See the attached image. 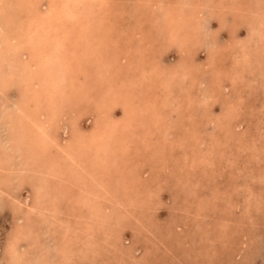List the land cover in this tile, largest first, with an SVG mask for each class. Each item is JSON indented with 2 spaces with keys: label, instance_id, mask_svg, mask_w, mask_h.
Returning <instances> with one entry per match:
<instances>
[{
  "label": "bare ground",
  "instance_id": "6f19581e",
  "mask_svg": "<svg viewBox=\"0 0 264 264\" xmlns=\"http://www.w3.org/2000/svg\"><path fill=\"white\" fill-rule=\"evenodd\" d=\"M111 1L0 0V132H4L0 134V204H9L15 218L20 214L23 217L22 224L11 232L6 246L11 263L27 253L17 249L20 235L33 243L40 236L53 233L58 226L63 230L53 246L60 264H74L71 259L74 251L71 250L75 240L71 242L68 234L86 246L81 247L83 251L86 249L94 255L99 243L94 241L95 235L103 233L104 243L109 240L113 248L119 241L117 228L123 227L128 219L140 231L146 229L147 233H152L141 224L139 216L134 215L139 208L149 210L151 193L156 188L143 184L146 177L142 180V171L147 163L144 161L149 158L138 159L137 149L150 146L148 157L164 156L167 141L173 133L170 115L180 109L183 114L176 123L184 128V133L179 135L180 141H186L188 145L205 141L196 123H186L194 120L198 106L201 109L198 119H207L205 124H213L215 120L209 117V106L218 100L221 85L217 83L206 89L204 81L197 75L205 74L203 69L209 64L215 66L229 45H235L243 59L251 57L254 62L261 63V58L250 50L251 44L247 42L264 37L262 0H228V8L218 5L215 0L211 3L209 0L208 4L204 0H133L134 6L130 7L136 13L135 24L127 30L110 23L109 16L102 11L105 6L122 8L118 0V4ZM212 4L220 10L228 9L227 12L234 16L227 27L230 38L223 44L215 41L216 34L208 33L203 23L207 21L204 13ZM114 8L113 13L121 15L122 9ZM215 16L218 17L217 28L226 27L224 11L218 10ZM244 22L248 29L247 40L235 34ZM262 41L260 47H264V39ZM171 46L177 49V60L165 66L161 56ZM201 46L207 51L206 63L195 58L196 50ZM238 54L232 52V58L236 59ZM223 70L219 64L210 70V76L218 81ZM227 72L232 83L237 78L244 80L237 62ZM12 89L16 90L15 97L9 94ZM237 103L221 105L220 115H216L219 127L227 129L228 121H234L240 110ZM116 110L120 113L116 114ZM83 117L90 120L84 128L81 125ZM179 127L177 131L182 130ZM218 140H209L210 151L214 146H220ZM130 144L134 145L131 147ZM206 151H200V160H206V153H203ZM195 161L197 156L191 159V162ZM27 185L29 201L26 198L20 200L16 190ZM65 201L68 207L62 211L60 206ZM35 219L41 226H34L36 231L33 228ZM68 221L75 222L79 228H73L74 224L68 226ZM111 222L112 228L107 229L106 223ZM113 231L116 232L114 235ZM43 249L38 250L41 252L37 254L38 260L48 264V254H45L49 249ZM83 251L81 254H87Z\"/></svg>",
  "mask_w": 264,
  "mask_h": 264
},
{
  "label": "rangeland",
  "instance_id": "374dc122",
  "mask_svg": "<svg viewBox=\"0 0 264 264\" xmlns=\"http://www.w3.org/2000/svg\"><path fill=\"white\" fill-rule=\"evenodd\" d=\"M116 1L117 0H112L110 3H117ZM118 1V3L122 5V8L120 6L113 5L109 7L105 6L102 11L106 12V16H109V22H114L113 25L117 26V28L124 27L123 30H127L130 28L132 29V25L135 24L134 17L136 15L135 12H132L133 8L130 7L132 5L134 6L133 0ZM216 1L218 2V5H222L224 7L226 6V8H228L226 5L228 4V0H221V2H219L220 0H215L214 2ZM204 2L208 4L209 0H204ZM211 2H213V0L210 1V3ZM251 3L254 4V2ZM114 7H116L117 9H122L121 15L119 13V10L117 11L119 15L113 13V10L115 9ZM214 7L216 6H213L212 4V6L207 7L208 10L204 9L205 11L207 10L206 13H204V20L207 21L203 23L206 26L208 33L214 32L216 34L215 41L217 43L222 42L221 44H223L227 41L228 38H230L227 27H229V21H231V18L234 16H231V14L227 12L228 9L226 8H224V10H220ZM215 9L217 11L216 13H213ZM218 10L221 12L224 11L226 15V27H223V29L221 30L217 28L218 17L215 16V14H218ZM211 12L214 14L213 18V14ZM222 20H224V18H222ZM246 25L247 24H245V22L241 23V26H239L238 29L239 31L237 30V32L235 33L238 38H242L243 40H247L248 37V31H246L248 29ZM263 39L259 37L255 41V39L253 38V41L248 39L250 43L247 42L248 45L251 44L250 50H253L252 52L257 53V55L261 58V63L258 64L254 62L251 57L243 59L240 54H238L237 47L235 45H229L227 49L222 51L221 57L219 58V60H217L215 66L213 65L210 67L209 64L207 66L208 68H206L205 65L206 69H203V71L205 70V74L199 73L197 75L198 78H201L204 81V87H206V89L209 88L210 85L216 86L217 83L221 85V92L218 95V100H216V102L213 104L214 107L209 106L210 110L208 111L209 117L213 119V121L215 120L213 122L214 125L205 124V121L207 119L204 121L203 118L201 119L202 121L198 119L199 117H201V114L199 113L201 112V109L198 106H196L198 111L196 110L197 113L195 112L196 115L193 118L194 120L188 121V124L186 123V125H191L192 123H196L198 125L197 129L201 131L203 138H205V141H203L202 144L197 141V145H193V143L192 145H188L186 141H180V134L184 133V128H180L182 125L179 127L176 124L177 122H179L178 119L181 118V115L183 114V110L180 109L177 110V112H174L175 115L177 114L176 116L173 114L170 115L171 126H173L174 128L171 127V132L173 133H171L172 136L167 141V143H169L170 145H166L164 156H159V158L156 157L157 160L155 158L157 154H154L153 157L151 155V158L148 157L147 153L151 150L149 145L148 148L145 146L146 149L143 147L137 149V154L139 155L137 156L138 159H145L146 157L149 158V161H144V164L145 162L147 163L145 165L146 167L144 166L142 171V180L146 177V179L143 181V184H145L147 187H151L152 185V187L155 186V191L157 193L154 191L153 193H151V196H155H150L151 200H149V210L151 209L152 211L145 210V208H139L135 211L134 215L136 214L137 216H139L138 218L141 221V224H145L147 228H149V230L151 229L152 233H147V231H145L146 229L144 231H140L136 227L137 225L135 226V224H133V221H131V219H128L127 222H124L123 224L126 228L124 226L117 228V232H119V241H117L116 246L113 248L109 245V240L105 241L106 244L104 243L103 239L101 238L105 236L103 233L101 234L100 232H98V235H95L94 241L99 243L97 246H95L96 249L95 251H93L94 255H92V252L91 254H89L86 249L85 251H87V254H81L80 251H83V248H85L86 246H82L81 242L76 239H72L73 236H70L68 234L67 237L72 240L71 242L75 240L72 244L74 248L72 246L71 250V252L74 251L73 253H71L73 255L71 259L74 264H85V262L86 264H91L92 262V264H96V261L99 262L97 264H264V47L259 46V44L263 42ZM204 41V43H207L206 40ZM231 42L232 41H230V43ZM256 46L257 48H255ZM173 47L174 46H171L168 49L169 51L167 50L165 51V53L163 52L161 56V61L163 62L164 60L163 64L165 66L174 64L177 60V49H174L175 47ZM201 47H198V50H196L197 56L195 55V58L198 61H203L204 63H206L208 61L205 57L207 56V51L204 50L205 47ZM232 52L238 54V57L236 56V59L232 58ZM235 62H237L242 69L243 74L241 78H244V80L246 78L245 81L239 78H237L234 83L230 81V76L227 71L231 70V66ZM219 64L224 70L221 71V73L218 75L219 80L216 81L214 80L213 76H210V70H212V68H215ZM247 66L249 68H247ZM244 67H246L247 71L246 69L244 70ZM207 69L209 70V72ZM249 70H251V72ZM252 78L254 79L252 80ZM259 80L261 83L259 82ZM224 81H226L227 83ZM257 83L259 84L257 85ZM249 86H251V88ZM261 86L263 87V89ZM241 87H243L242 90ZM253 91L256 93L253 94ZM233 92H235L236 94H233ZM9 94L12 97H15L16 90L12 89L11 91H9ZM228 102H238L237 105L239 106L240 110L237 116H235L234 121H228L227 129H223L222 127H219L220 121L217 119L216 115H220L219 111L222 108L221 105L224 106ZM193 106L195 105L193 104ZM119 113V110H116V114ZM175 117L177 118L175 119ZM173 120V123L176 124L175 126L172 123ZM198 121L200 123H198ZM82 122L83 123L81 125L84 128L89 125L90 120L84 118ZM178 127L180 130L182 129L181 131L178 130L179 132L177 131ZM60 131L62 132L63 130ZM1 133L4 132L1 131L0 134ZM213 138H219L221 143L220 146H214L213 151H210L209 147L207 146L211 144ZM171 144H175L176 146L173 145L172 148H168L171 147ZM133 145L130 144L131 147ZM180 146L182 150L180 149ZM198 149H200V151L208 150L206 152H203L206 153V160H200V151L195 152V150ZM170 152H172L171 155L173 157L170 155ZM140 155H142V157H140ZM195 156H197V161H195V163L191 162L192 157ZM162 161H164L163 164ZM151 168L154 169L152 170ZM147 171L149 172V174H147ZM174 185L176 188L174 187ZM177 190L179 192H177L176 194ZM182 191L184 192L181 193ZM16 195L20 200H25L26 198L29 201V186L23 189L16 190ZM60 207L62 208V211L67 208V201H65V203H63ZM20 215H18V217L16 216L17 218H15L9 204H0V264H29L30 262L31 264H39L40 260H38L39 255L37 254H41V252H38L40 248H44L45 250L49 249L45 254H48V256H52H47L49 261L48 264H50V261L52 262L51 264H60V257L54 247L56 241L59 239V232L63 230L61 226L58 225L53 233H46L44 234L46 236H40L39 239L36 241L34 240L33 243H30L28 241L29 239L20 235V238H22L18 241L20 242V245L18 243L17 249L20 253L21 251H27V253L23 255L22 259L16 260L15 262L13 261V263H11L10 259L8 260L9 254H6V246L9 242L11 232L16 226L22 224L21 221H23V217H21ZM149 217H151V219ZM227 221H231V223L228 224ZM72 222L73 221L69 222L70 224L68 226H73L74 224L73 228H79V226L76 228L75 222ZM43 224V226L47 227L46 223ZM112 224V222L111 224L106 223V225L108 226L105 227L107 229L109 227L112 228ZM34 226L41 227L40 223H38L36 219L35 225H33L34 231H36V228ZM155 227L157 228V230ZM136 232L138 233L136 234ZM115 233L116 232L113 231V235ZM161 237L163 239H160ZM154 239H156L157 243H155ZM27 245H29V247ZM79 247L83 248L79 250ZM101 249L104 252L102 251L101 253ZM3 250L5 251V255L3 254ZM107 250L111 252H105ZM106 253L109 254L107 255ZM114 256L119 259H116ZM87 257L89 258L87 259ZM120 260L125 262H120Z\"/></svg>",
  "mask_w": 264,
  "mask_h": 264
}]
</instances>
